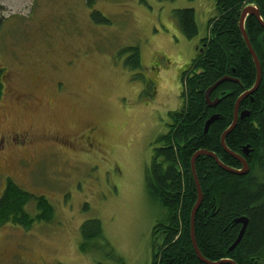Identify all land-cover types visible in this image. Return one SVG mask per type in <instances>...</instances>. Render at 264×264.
Here are the masks:
<instances>
[{
    "label": "rangeland",
    "instance_id": "374dc122",
    "mask_svg": "<svg viewBox=\"0 0 264 264\" xmlns=\"http://www.w3.org/2000/svg\"><path fill=\"white\" fill-rule=\"evenodd\" d=\"M183 8L194 39L174 18ZM216 15L215 0H0V199L12 179L54 208L29 229L0 228V264L152 263L162 213L146 170ZM25 208L39 212L35 198ZM93 219L108 246L84 252Z\"/></svg>",
    "mask_w": 264,
    "mask_h": 264
},
{
    "label": "trees",
    "instance_id": "16d2710c",
    "mask_svg": "<svg viewBox=\"0 0 264 264\" xmlns=\"http://www.w3.org/2000/svg\"><path fill=\"white\" fill-rule=\"evenodd\" d=\"M92 6L97 0H86ZM166 1V0H163ZM217 15L210 19L208 36L202 47L181 76L184 105L170 111L171 123L166 134L157 140L151 166L146 170L147 189L160 208L162 216L153 227L155 249L151 264H207L197 254L191 236V213L198 200V190L192 170V157L201 149L215 152L226 165L240 169L239 160L228 154L221 145V135L232 124L238 97L251 89L257 77L256 66L240 30L242 10L250 4L258 6L264 21V0H215ZM101 21L108 22L100 12ZM176 23L185 37L199 34L193 8L177 9ZM2 19L0 18V29ZM246 30L262 65V81L251 97L244 99L240 112L249 110L250 116L240 119L227 136V146L247 159V175L227 172L208 156L196 161V171L204 198L195 219V239L203 257L212 262L231 259L237 264H264V56L258 40L264 28L255 16L246 19ZM134 65L139 66V52L133 48ZM4 69L0 68V99L4 94ZM225 76L240 80L226 81L211 94L222 98L210 107L206 90ZM214 114L222 118L205 132L207 120ZM250 145V155L244 147ZM35 198L38 214L26 211ZM54 208L44 197L30 192L8 180L0 199V228L9 222L29 229L38 221H50ZM247 217V230L230 250L239 236L242 223L235 220ZM84 252L100 249L105 241L100 220L86 221L81 227ZM228 264V263H222Z\"/></svg>",
    "mask_w": 264,
    "mask_h": 264
},
{
    "label": "water",
    "instance_id": "95a60500",
    "mask_svg": "<svg viewBox=\"0 0 264 264\" xmlns=\"http://www.w3.org/2000/svg\"><path fill=\"white\" fill-rule=\"evenodd\" d=\"M248 16H255L259 22L261 23L262 27L264 28V21L263 18L261 16V12L258 8V6L254 5V4H250L247 5L241 13L240 16V21H239V26H240V30L241 33L243 35V38L245 40V43L252 55L253 61L255 63L256 66V71H257V77H256V82L254 84V86L251 89L246 90L245 92H243L237 99L236 103H235V109H234V118L232 121V124L223 132V134L221 135V145L224 148V150L231 154L234 158H236L237 160H239L242 164V167L240 169L238 168H234L231 166L226 165L224 162L221 161V159L218 157V155L215 152L209 151V150H204L201 149L198 152H196L194 154V156L192 157V170H193V174L195 177V181L197 184V190H198V200L195 204V206L193 207L192 213H191V236H192V241H193V245L194 248L197 252V254L199 255L200 259L207 263V264H222V263H228V264H237L235 261L231 260V259H225V260H221L218 262H212L210 260H207L203 257L202 253L199 250V247L197 245L196 239H195V219H196V214L199 210V208L202 205L203 202V198H204V194H203V190L201 188V184L199 182L198 176H197V171H196V161L200 156H208V157H212L217 164L223 168L224 170H226L227 172L233 173V174H237V175H247L250 171V166L248 161L245 159L244 156L233 152L226 143V138L227 136L234 130V128L236 127L239 119H244L246 117L250 116V111L249 110H243L240 112V105L242 103V101L248 97H251V100L253 101V94L258 90L261 81H262V65L259 59V56L257 54V52L255 51L247 30H246V19ZM258 44L261 48L262 54L264 56V34H262L258 40ZM226 81H233V82H237L240 83V80L235 79L231 76H225L222 79H220L218 82H216L214 85H212L211 87H209L206 92H205V98H206V102L210 107H216L220 101L222 100V98L220 96H218L215 100L211 99V94L213 93V91L219 87L222 83L226 82ZM222 117L219 114H214L212 115L206 122V126H205V132H207L209 130V127L211 126V124H213L215 121L220 120ZM244 152L246 153V155H250V145H247L244 147ZM236 223H242V228L240 230L239 236L236 239V241L234 242V244L232 245V247L230 248V250H233L237 244L241 241V239L243 238L247 227H248V223L249 220L247 217H241L235 220Z\"/></svg>",
    "mask_w": 264,
    "mask_h": 264
},
{
    "label": "bare ground",
    "instance_id": "6f19581e",
    "mask_svg": "<svg viewBox=\"0 0 264 264\" xmlns=\"http://www.w3.org/2000/svg\"><path fill=\"white\" fill-rule=\"evenodd\" d=\"M255 51H256V50H255ZM218 81H219V80H218ZM218 81H217V82H218ZM216 98H217V97H216ZM220 102H221V101H220ZM239 120H240V119H239ZM244 153H245V152H244ZM228 154H229V153H228ZM245 154H246V153H245ZM230 155H231V154H230ZM242 156H243V155H242ZM246 156H248V155H246ZM244 157H245V156H244ZM245 159H246V158H245ZM246 160H247V159H246Z\"/></svg>",
    "mask_w": 264,
    "mask_h": 264
},
{
    "label": "flooded vegetation",
    "instance_id": "af4514ba",
    "mask_svg": "<svg viewBox=\"0 0 264 264\" xmlns=\"http://www.w3.org/2000/svg\"><path fill=\"white\" fill-rule=\"evenodd\" d=\"M202 45V44H201ZM198 49L200 50L201 49V46L200 47H198ZM171 123V122H170ZM6 185H7V182H6Z\"/></svg>",
    "mask_w": 264,
    "mask_h": 264
}]
</instances>
